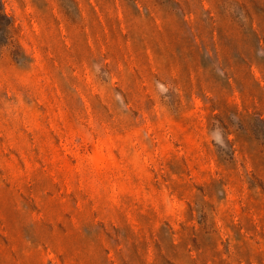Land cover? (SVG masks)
<instances>
[{
    "label": "rangeland",
    "instance_id": "1",
    "mask_svg": "<svg viewBox=\"0 0 264 264\" xmlns=\"http://www.w3.org/2000/svg\"><path fill=\"white\" fill-rule=\"evenodd\" d=\"M0 264H264V0H0Z\"/></svg>",
    "mask_w": 264,
    "mask_h": 264
}]
</instances>
